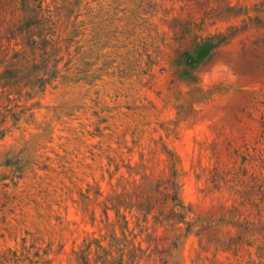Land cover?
<instances>
[{
  "label": "rangeland",
  "instance_id": "1",
  "mask_svg": "<svg viewBox=\"0 0 264 264\" xmlns=\"http://www.w3.org/2000/svg\"><path fill=\"white\" fill-rule=\"evenodd\" d=\"M0 264H264V0H0Z\"/></svg>",
  "mask_w": 264,
  "mask_h": 264
}]
</instances>
